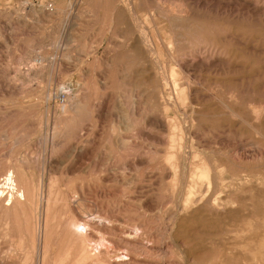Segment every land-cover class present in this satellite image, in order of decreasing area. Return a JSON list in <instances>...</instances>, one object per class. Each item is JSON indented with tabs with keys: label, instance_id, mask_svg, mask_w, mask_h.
Returning <instances> with one entry per match:
<instances>
[{
	"label": "rangeland",
	"instance_id": "1",
	"mask_svg": "<svg viewBox=\"0 0 264 264\" xmlns=\"http://www.w3.org/2000/svg\"><path fill=\"white\" fill-rule=\"evenodd\" d=\"M263 83L264 0H0V264H264Z\"/></svg>",
	"mask_w": 264,
	"mask_h": 264
},
{
	"label": "bare ground",
	"instance_id": "2",
	"mask_svg": "<svg viewBox=\"0 0 264 264\" xmlns=\"http://www.w3.org/2000/svg\"><path fill=\"white\" fill-rule=\"evenodd\" d=\"M25 1H28V0H25ZM173 5V4H172ZM35 6V5H34ZM33 7V6H32ZM31 7V8H32ZM35 8L34 10H36V7H33ZM160 8V7H159ZM171 10L173 11V8H171ZM148 11V10H147ZM178 12V11H177ZM149 13V12H148ZM164 14V13H163ZM152 16V15H151ZM153 17V16H152ZM138 19V18H137ZM139 20V19H138ZM150 35L144 33L142 35V37L140 38V42L139 43H142L144 45H147L148 48H149V51L151 52V57L153 58H157L158 60L161 59V57L159 56L158 54V48H159V43L156 39L154 38H151L149 37ZM257 40V39H256ZM160 42V41H159ZM169 42V40H167V43ZM164 43V42H163ZM169 45H168V49H169ZM253 49V48H252ZM170 50V49H169ZM255 51V50H254ZM263 52V51H261ZM261 54V53H260ZM36 62L37 61H40V60H35ZM41 62V61H40ZM242 68V67H241ZM173 70V67L171 68ZM148 71V70H147ZM171 71V70H170ZM253 73V72H252ZM151 75V74H150ZM164 75V74H163ZM165 76V75H164ZM245 79V78H244ZM187 80V79H186ZM166 81V80H165ZM185 81V80H184ZM189 81V80H188ZM224 81V80H223ZM264 84V83H263ZM197 85V84H196ZM215 85V84H214ZM192 86V85H191ZM217 88V86H216ZM62 90H64L65 92H68L67 91V88H63ZM211 91H214L212 89H210ZM218 92V91H217ZM210 94V93H209ZM68 97V96H67ZM231 97V96H230ZM193 103V102H192ZM222 103V102H221ZM192 105V104H191ZM217 105V104H216ZM223 105V104H222ZM250 105V104H249ZM251 107V106H250ZM257 107V106H256ZM248 109V108H247ZM225 110V109H224ZM228 110V109H227ZM254 110V111H253ZM252 111L254 112L253 114H255V118L257 119L256 121H259L261 119L262 116H264V108L263 109H253ZM231 114L235 115V113L233 111L230 112ZM230 114V115H231ZM195 115V114H194ZM227 115V114H226ZM184 117V116H183ZM187 117V116H186ZM214 117V116H213ZM235 117V116H234ZM238 118V117H237ZM184 119V118H183ZM191 119V118H190ZM185 120V119H184ZM183 120V121H184ZM188 120V119H187ZM186 120V121H187ZM190 122H192L190 120ZM239 122V121H238ZM188 124V123H187ZM187 124L185 126V129L187 130ZM184 125H185V122H184ZM175 128V127H174ZM255 130V129H254ZM260 132V131H259ZM187 139V137H186ZM184 157V156H183ZM190 157V156H189ZM175 164V163H174ZM205 167V166H204ZM172 168V166H171ZM207 169V168H206ZM185 175V174H184ZM208 174L205 173V178L206 180H208ZM22 179V178H21ZM182 183V182H181ZM180 183V184H181ZM180 184H177V185H180ZM185 185V184H183ZM182 186V185H181ZM8 191V193H7ZM8 196L6 200H3L2 197L3 196ZM10 195V197H9ZM41 194H40V190H36L35 188H30V186L28 187L25 183V181L22 179L21 182H18L17 179H16V176H15V173L12 172V171H9L6 176L4 177V179L2 181H0V204L1 205H4V201H8L9 203L7 204V206H13L14 204L18 205L19 206V209H20V213L21 214H26L27 213V207L25 206V204L23 203H27V204H31V205H35L36 206V210H38L39 208V205L41 203ZM46 199V198H45ZM46 201V200H45ZM53 202V199L52 197H48L47 199V210L49 211L50 207H51V203ZM5 206V205H4ZM32 206V207H33ZM30 208V207H28ZM31 209V208H30ZM32 210V209H31ZM37 212V211H36ZM16 213V211H15ZM32 214V213H31ZM37 214V213H36ZM15 216V219L13 220V230H16L17 228L20 229L21 225H18V221L17 222V218L16 214H14ZM32 217H33V214H32ZM10 218V217H9ZM101 219V218H99ZM3 220L5 221V219H2V222ZM7 223V222H6ZM5 223V224H6ZM71 224V223H70ZM9 226V224H8ZM4 227V226H3ZM2 227V228H3ZM20 227V228H19ZM90 227V223L89 222H76L74 224L71 225L70 227V233H71V239H73V244H79L81 246V252L80 254L74 259L73 261V264H83L85 262V260L87 261H90L89 258H98L97 256V253L96 251L94 250H91V249H88V243H87V239L85 237V235L88 233L87 229ZM6 228V227H5ZM4 228V229H5ZM11 228V227H10ZM22 231V230H21ZM8 232V231H7ZM7 232H3V235H6L8 234ZM2 232H0V235ZM12 233V232H10ZM34 234H36V228L34 227V231L32 232ZM22 234V232H21ZM100 234V233H99ZM14 231L12 233V236H14ZM33 236V235H32ZM15 237V236H14ZM46 237L47 235H45V240H46ZM33 244V243H32ZM69 247L71 249V244L69 243ZM77 246V245H76ZM79 246V247H80ZM32 249H33V246H31ZM68 247V249H69ZM45 248V247H44ZM44 248H43V251H44ZM34 249H36V247L34 246ZM67 249V250H68ZM78 248H76L77 250ZM79 250V249H78ZM71 251V250H70ZM66 253V252H65ZM72 253V252H71ZM77 253V252H76ZM73 254V253H72ZM64 255V254H63ZM62 255V256H63ZM67 255V254H66ZM77 255V254H76ZM47 257V256H46ZM61 257V256H60ZM70 257V255L68 254L64 259H61V260H58V261H55L54 264H63L66 259H68ZM63 258V257H62ZM94 260V259H93ZM72 264V263H71ZM86 264V263H84Z\"/></svg>",
	"mask_w": 264,
	"mask_h": 264
},
{
	"label": "built area",
	"instance_id": "3",
	"mask_svg": "<svg viewBox=\"0 0 264 264\" xmlns=\"http://www.w3.org/2000/svg\"><path fill=\"white\" fill-rule=\"evenodd\" d=\"M67 98V92H65L64 90H62L61 92H59V94H57L56 96V100L59 104H62L65 102Z\"/></svg>",
	"mask_w": 264,
	"mask_h": 264
}]
</instances>
